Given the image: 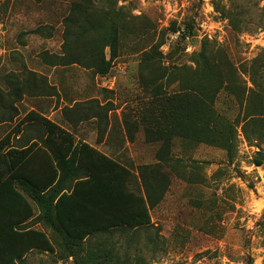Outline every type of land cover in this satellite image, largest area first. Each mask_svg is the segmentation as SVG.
Wrapping results in <instances>:
<instances>
[{
  "label": "trees",
  "instance_id": "trees-1",
  "mask_svg": "<svg viewBox=\"0 0 264 264\" xmlns=\"http://www.w3.org/2000/svg\"><path fill=\"white\" fill-rule=\"evenodd\" d=\"M103 1L77 0L71 4L63 21L62 52L42 53L45 64L79 65L102 77L112 71L122 37L137 34L124 7L113 0L105 1L106 6L98 5ZM188 29L194 35L192 27ZM52 31V26H42L31 33L50 38ZM173 32L180 33L177 45L187 38L181 29ZM162 46L154 45L143 53V68L150 75L145 83L153 86L154 98L140 120L145 141L160 143V148L155 163L137 169L87 142L77 141L70 130L37 110L19 119L16 103L24 95L22 90L0 92V124L16 122L0 140V234L8 235L0 238V247L9 252V261L2 264H20L33 251L57 252L60 261L72 259L73 264H131L127 256L114 253L115 246L104 249L110 239L94 238L101 234H138L154 226L152 210L171 186L167 171L181 176L185 167L180 158L172 156L174 139L218 147L231 160L239 127L248 141L264 143V51L250 62L237 64L223 46L204 40L190 56L193 66H165ZM171 48L168 55L175 44ZM35 79L29 86V96H60L45 77ZM165 85L178 89L169 92ZM222 97L235 103L231 106L233 116L225 111L230 108L219 107ZM92 103L95 100L87 105ZM80 106L77 102L64 107L66 119L76 124L95 117L103 129V117L81 113ZM106 107L98 106L100 110ZM123 122L133 142L131 124L126 118ZM257 163L264 164L263 152ZM32 218V225L21 226ZM38 223L49 232L33 227ZM135 262L145 261L138 258ZM249 264H253L252 259Z\"/></svg>",
  "mask_w": 264,
  "mask_h": 264
},
{
  "label": "rangeland",
  "instance_id": "rangeland-1",
  "mask_svg": "<svg viewBox=\"0 0 264 264\" xmlns=\"http://www.w3.org/2000/svg\"><path fill=\"white\" fill-rule=\"evenodd\" d=\"M74 1L0 0V92L22 90L24 95L16 103L19 119L37 110L70 129L60 107L70 106L75 99L90 98L97 104H107L106 114L113 109L108 115L116 137L121 119L131 124L134 140L125 155L137 165L154 163L160 148V143L145 141L140 123L154 98L153 86L145 83L150 80L143 68L145 51L162 43L165 66H193L190 56L204 40L223 46L237 64L250 62L264 51V0H113L124 7L137 35L122 37L112 71L102 77L79 65L49 66L41 55L61 54L63 21ZM105 1L97 3L106 6ZM42 26H52L50 38L31 33ZM175 28L187 35L178 45L180 33L175 34ZM173 44L175 48L168 55ZM41 77L60 96H29L32 81ZM175 86L165 85V89L173 92L178 89ZM223 97L219 107L230 108L225 111L233 116L231 106L235 103ZM15 123L0 124V140ZM238 130L233 160L218 147L174 139L172 156L180 158L185 167L181 176L167 171L171 186L152 210L154 226L138 234H101L94 240L110 239L104 249L115 246L114 253L127 256L131 264L138 258H143V264H249L250 259L253 264H264V164L257 163L260 152L264 153V143L250 142L241 127ZM74 131L95 143L98 131L92 123H84L82 133L77 128ZM102 149L110 152L107 147ZM58 261L57 255L35 252L27 263Z\"/></svg>",
  "mask_w": 264,
  "mask_h": 264
},
{
  "label": "crops",
  "instance_id": "crops-1",
  "mask_svg": "<svg viewBox=\"0 0 264 264\" xmlns=\"http://www.w3.org/2000/svg\"><path fill=\"white\" fill-rule=\"evenodd\" d=\"M45 98H55V96H47ZM61 99H62L61 101L65 100L62 96H61ZM94 100H95L94 98H92V99L90 98V99H87L85 101L75 99V100H73V103L70 106L65 104V106L60 107L58 110L61 109L63 111V108L66 107V106L73 107L77 102L81 103V105H82V106H80V109H81L80 112L81 113L89 112V114H100L103 117V129L101 127H99L95 117H92L91 119L85 120V121H80V122L77 121L76 124L70 123L67 119H65L66 123L69 124V126L71 127V129H70V128L64 127L62 124H60L57 121L53 120L51 117H47L46 115L45 116L48 119L57 122L63 128H65L67 130H70L75 135V137L77 138V141L87 142V143L97 147L99 150H102L105 154H107L108 156H110L112 158H115V159L120 158L121 160H125V162H124L125 164L133 165L136 169H137L138 166L144 165V164L137 165L135 162L131 161L125 155L126 154L125 150L127 151L126 148L131 144V142H130V139H129L128 135H127V130H126L125 126H124L123 119H121V122L119 123V128H120V132L119 133L120 134H119L118 137H116L114 135V130L112 131L113 123L111 122L110 114L108 115V113L112 112L113 109L111 111L107 110V114H106V109L100 110L98 108V106L99 105L100 106H104V105H107V104L99 103V105H98L97 103H92L93 104L92 106L87 105L88 103H91ZM55 107H56V105L54 104L53 108H55ZM90 107H92V111H89ZM80 112L77 111V115L80 114ZM63 114H64V112H63ZM76 120H78V119H76ZM86 122L92 123L93 127L95 128V130L98 131L97 134H96V137H95V143H92L90 140L85 138V136H83V135L76 134L75 131H74L77 128L78 130L80 129V132H81L82 131V125H84V123H86ZM20 136L21 135H19L18 138H20ZM125 142H126V146H124ZM102 147H107L110 150V152L104 151L102 149ZM121 148H122V150H121ZM33 221H34V218L29 219L27 222L23 223L21 226L22 227L30 226V225H32ZM33 227H35L37 229H42V230H45V231L49 232L42 225V223H38V224L34 225ZM7 236L8 235L0 234V238L7 237ZM35 252L49 254L48 252H41V251L30 252V253H28V255H26V257H24L22 259L20 264H29V263H27V260ZM55 254H57V252ZM55 254H51V255H55ZM1 256H2V258L0 259V264H2L3 262H8L9 261L8 260L9 259L8 258L9 252L7 250H3V248L0 247V257ZM58 262H59V264H61L62 261L59 260Z\"/></svg>",
  "mask_w": 264,
  "mask_h": 264
}]
</instances>
